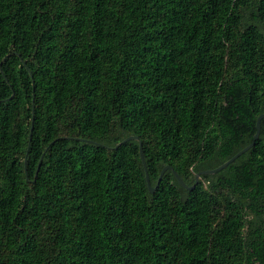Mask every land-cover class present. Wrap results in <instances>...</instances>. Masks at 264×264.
<instances>
[{"label":"trees","instance_id":"1","mask_svg":"<svg viewBox=\"0 0 264 264\" xmlns=\"http://www.w3.org/2000/svg\"><path fill=\"white\" fill-rule=\"evenodd\" d=\"M262 113L264 0H0V264H264V119L139 147Z\"/></svg>","mask_w":264,"mask_h":264},{"label":"water","instance_id":"2","mask_svg":"<svg viewBox=\"0 0 264 264\" xmlns=\"http://www.w3.org/2000/svg\"><path fill=\"white\" fill-rule=\"evenodd\" d=\"M264 119V113L260 114L257 118V122H256V132L254 134V137H253V141L248 144L247 146H245L244 148H242L240 151H238L234 156H232L230 159H228L226 162L222 163L221 165H219L218 167L216 168H212V169H206V170H202L200 172L197 173L196 175V182L193 184V185H189L187 184L182 178L181 176L178 174V172L171 166V165H166L163 170L161 171V174H160V177L158 179V182L156 183V185L154 186L152 183H151V179H150V175H149V171H148V166H147V162H146V159H145V155H144V152H143V143L140 141L139 143V147H140V155H141V159H142V162H143V166H144V169H145V173H146V179H147V183H148V186L150 188V191L151 192H154L160 185V182L162 180V177L164 175V173L170 169L174 172L175 176L177 177V179L179 180V182L187 189H194L196 187V185L199 183V177L200 175L202 174H215V173H218L219 171L223 170L224 168H226L229 164H231L233 161H235L238 157H240L242 154L246 153L250 148H252L257 139L259 138L260 136V133H261V123H262V120ZM129 140H140L139 136H136V135H132V136H129L127 137L126 139L123 140V142L119 143L117 145L120 146L122 143L126 142V141H129ZM41 161H42V158H41ZM41 161H40V164H41Z\"/></svg>","mask_w":264,"mask_h":264},{"label":"flooded vegetation","instance_id":"3","mask_svg":"<svg viewBox=\"0 0 264 264\" xmlns=\"http://www.w3.org/2000/svg\"><path fill=\"white\" fill-rule=\"evenodd\" d=\"M251 143V142H250Z\"/></svg>","mask_w":264,"mask_h":264}]
</instances>
